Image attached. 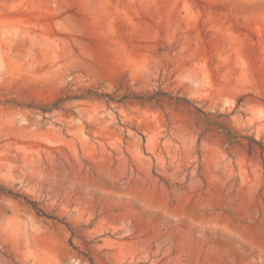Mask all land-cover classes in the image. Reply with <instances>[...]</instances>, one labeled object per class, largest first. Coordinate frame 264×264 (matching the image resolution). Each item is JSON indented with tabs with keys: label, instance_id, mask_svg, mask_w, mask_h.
<instances>
[{
	"label": "rangeland",
	"instance_id": "rangeland-1",
	"mask_svg": "<svg viewBox=\"0 0 264 264\" xmlns=\"http://www.w3.org/2000/svg\"><path fill=\"white\" fill-rule=\"evenodd\" d=\"M0 187V264H264V0H0Z\"/></svg>",
	"mask_w": 264,
	"mask_h": 264
},
{
	"label": "trees",
	"instance_id": "trees-1",
	"mask_svg": "<svg viewBox=\"0 0 264 264\" xmlns=\"http://www.w3.org/2000/svg\"><path fill=\"white\" fill-rule=\"evenodd\" d=\"M95 95L102 96V94H100V95L95 94ZM103 95L109 97L108 94H103ZM109 99L113 100L112 98H109ZM145 99H154V95H147V96H145ZM227 135H228L229 138H233L234 137L233 134L231 132H229V131H227ZM0 191L15 195L17 197H22L24 199V201L27 204H29L36 212L43 213L42 210L40 208H38V206H37L35 201L29 200L25 196H22L21 194L13 193L10 190H8L6 188H3V187H0Z\"/></svg>",
	"mask_w": 264,
	"mask_h": 264
}]
</instances>
